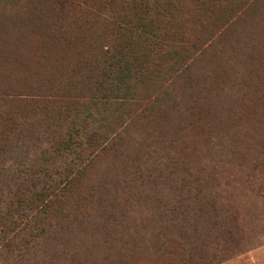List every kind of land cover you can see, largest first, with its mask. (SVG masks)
<instances>
[{
    "label": "rangeland",
    "instance_id": "1",
    "mask_svg": "<svg viewBox=\"0 0 264 264\" xmlns=\"http://www.w3.org/2000/svg\"><path fill=\"white\" fill-rule=\"evenodd\" d=\"M52 1L0 0V31L20 26L18 18L43 10L50 16L48 26H62L68 43L62 42L68 49L61 48L59 55L65 58L58 69L44 64L40 71L36 49L15 57L13 63L21 71L11 68L2 76L3 62L0 86L8 84V93H24L27 103L0 102V115L15 112L16 119L29 121L19 155L11 154L6 161L11 166L22 160L25 165L13 164L10 170L34 164L35 170L54 177L70 156L41 158L31 145L63 133L67 123L43 122L44 110L31 102L49 88L68 93L65 81L55 79H66L75 63L94 59L82 53L81 48L89 49L87 40L95 47L97 37L109 35L98 27L77 32L74 20L81 23V17L57 20ZM175 4L172 19L164 21L161 31L166 46L146 49L140 48L143 38L136 41L138 54L129 61V75L139 102L129 109V117L126 108L116 112L100 102L92 110L89 104H78L77 113L71 112L81 121L93 116L92 123L83 119L84 127L78 125L88 136L117 125L120 139L114 150L92 160L79 159L73 171L77 178L63 206L69 211L52 212L46 225L54 226L68 212L75 221L60 224L56 239L48 242V256L39 264H264V0ZM151 12L161 19L158 9ZM12 16L16 19L9 23ZM12 26L7 37L14 36ZM48 26L39 35H45ZM4 45L0 41V61L6 58ZM121 79L125 82L127 75ZM85 92L83 96H90ZM188 173L193 186H186ZM9 196L0 186V205L7 204ZM192 206L197 210L184 213ZM163 243L167 254L163 248L158 251ZM0 264L30 263L4 257Z\"/></svg>",
    "mask_w": 264,
    "mask_h": 264
},
{
    "label": "trees",
    "instance_id": "2",
    "mask_svg": "<svg viewBox=\"0 0 264 264\" xmlns=\"http://www.w3.org/2000/svg\"><path fill=\"white\" fill-rule=\"evenodd\" d=\"M193 1L196 3L199 0ZM92 2L93 4L88 2L86 4V0L52 1L53 12H58V14H54L57 20L80 16L81 23L76 18L74 20L77 32H90L93 28L98 27L102 33L108 34L109 38L102 35L97 37L99 40L95 47L86 38L89 49L81 48L82 53L94 55V59L89 63H75L70 75L67 78L63 77L66 79L60 77L55 79L56 77L51 72L50 77L53 76L56 81H65L63 88L66 89L69 86L68 93L63 89L59 90V87L54 92L53 88H49L44 93L45 95L42 94L31 102L44 110V115L41 118L43 122L48 124L61 120L67 123V128L63 133L45 141L44 144L40 143L35 147L34 144L38 140H33L32 150L41 154V158H47L50 154L55 157H65L68 154L67 156L71 158L69 163L62 171L53 172L54 177L46 171L35 170L34 164H31L28 169L25 167L11 171L9 167H13V164H17L19 167L25 165L22 160L11 163V166L6 161L10 159L11 154L19 155L20 138L23 137L25 128H29L28 124H25L29 121H27L28 117L24 121L16 119L15 112H6L0 115V186H4L10 195L8 203L0 205V260L4 257L16 258L18 262L39 264L38 262L42 258L48 256V242L56 239L53 236L59 227L61 228L60 224L74 220V216L71 217L68 212V216L59 220L54 226L46 225L52 212L62 210L64 202L73 188L71 185L77 178L74 172L78 170L79 159L82 156V158L92 160L102 153L114 150L120 139V128L117 125L114 128L107 125L106 129L99 132L92 131L88 136L86 131L82 132L78 129V125L84 127L85 121L92 123L90 119L93 116L82 117L85 120L82 119L84 123L78 120L79 116L72 115L71 112L77 113V109L74 108L79 106L78 104H89V109L92 110L95 102H100L106 107H114L116 112L124 111L126 108L125 115L129 117V109L135 107L139 102L129 75L132 66L129 61L133 57L136 58L138 54L136 41L140 37L143 38L145 45L140 48L166 46L167 39L165 34H161V31L164 21L172 19L176 9L175 0L174 3L173 0H92ZM151 8L160 11L159 16L162 20L153 17ZM32 11H29V14ZM68 12L72 13L68 14ZM44 13L41 10L22 20L18 18L20 26L10 25L14 31L13 38L7 37L10 27L0 31V41L5 42L2 50L6 51V58L3 55L4 57L0 61V66L3 62L5 63L2 65V72H4L1 74L2 76L8 75L11 68L12 71H21V67L13 63L14 59L29 49H36L39 61L36 58L35 60L39 62L38 67L42 66L40 71L45 69L44 64L54 66L56 69L62 66L65 55L60 56L59 54L63 52L61 48L68 49L66 35L60 25L51 29V26H48L50 16ZM8 14L10 12L6 15L8 16ZM46 16H48L47 19ZM15 19L16 16H12L8 22L12 23ZM51 21H53V17ZM47 26L46 34L39 35V33H44L43 29ZM122 40L126 42L123 46L119 44ZM10 41H12L11 44L7 45ZM62 42H65L66 45ZM161 51L160 49L159 52ZM35 71H39L38 68H35ZM123 75H127L125 82L121 79ZM77 78H80L83 83H77ZM54 79L46 81L52 82ZM5 86L8 84L0 86L3 89L0 91V102L27 103L24 93H8V90L5 91ZM83 90L86 91V94L90 93V96H83ZM20 91L22 92V90ZM79 92L82 93L81 97L68 96ZM8 95H10V100H5ZM101 95L103 96L98 99ZM73 116L74 118L71 119ZM22 146L25 148L24 144ZM16 159L18 160V158ZM43 173L44 175L41 176ZM187 175L188 180L185 181L182 176L181 182L185 181L186 186H193L192 174L188 173ZM79 209L82 211V208ZM194 209L197 210L192 206L187 208L184 213L193 212ZM63 211L69 210L63 208ZM80 213L79 215L83 219L87 217L84 211ZM162 248L163 253L167 254L166 244H160L158 251L160 252Z\"/></svg>",
    "mask_w": 264,
    "mask_h": 264
}]
</instances>
